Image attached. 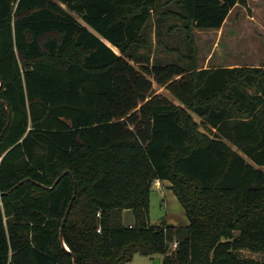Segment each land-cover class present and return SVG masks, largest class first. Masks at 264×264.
Masks as SVG:
<instances>
[{"label": "trees", "instance_id": "obj_1", "mask_svg": "<svg viewBox=\"0 0 264 264\" xmlns=\"http://www.w3.org/2000/svg\"><path fill=\"white\" fill-rule=\"evenodd\" d=\"M241 2L0 0V264H264V63L201 67L194 35ZM155 14L185 62H150ZM158 180L187 225L150 222Z\"/></svg>", "mask_w": 264, "mask_h": 264}, {"label": "rangeland", "instance_id": "obj_2", "mask_svg": "<svg viewBox=\"0 0 264 264\" xmlns=\"http://www.w3.org/2000/svg\"><path fill=\"white\" fill-rule=\"evenodd\" d=\"M167 9L177 10L179 7L172 2L164 4L161 8V10ZM157 18L158 14H155V19L148 29L153 41L152 49H143L150 53V62L157 58L163 61L185 62V58L181 56V53L187 54L183 22L177 17H164L161 21ZM170 26L174 27L169 29ZM158 30L160 35L157 34ZM194 35L198 64L201 67L261 65L264 63V0H246V2L238 3L220 28H195ZM160 38L164 42H161ZM154 87L157 92H162L175 99L165 87H161L155 81ZM194 117L200 120L197 115ZM156 184L157 187L152 188L151 192L150 222L159 224L166 221L176 225H187L189 220L185 209L169 187L170 182L158 180ZM123 222L124 224L133 222L132 210H124ZM174 246L175 244L172 248ZM245 253L255 257L259 256L248 250H245ZM124 264H164L163 254L149 256L136 253L132 260Z\"/></svg>", "mask_w": 264, "mask_h": 264}, {"label": "water", "instance_id": "obj_3", "mask_svg": "<svg viewBox=\"0 0 264 264\" xmlns=\"http://www.w3.org/2000/svg\"><path fill=\"white\" fill-rule=\"evenodd\" d=\"M65 174H71V171H70V170H66V171H64V172H63V173L57 178V180L55 181V183H54L53 186H55V185L60 181V179L63 177V175H65ZM22 182H23V181H20V182L16 185V187L19 186ZM53 186H52V187H53ZM153 187H154V188L157 187V184L155 183V184L153 185ZM75 196H76V186H75V194H74V197H75ZM71 205H72V202L70 203V205H69V207H68L67 214H68V212H69V210H70V208H71ZM67 214H66V216H65V218H64L63 226H64V224H65V220L67 219ZM63 226H62V228H61V240L63 241V244H64L65 248H66L67 250H70L69 247L67 246V244H66L65 241H64V236H63Z\"/></svg>", "mask_w": 264, "mask_h": 264}, {"label": "crops", "instance_id": "obj_4", "mask_svg": "<svg viewBox=\"0 0 264 264\" xmlns=\"http://www.w3.org/2000/svg\"><path fill=\"white\" fill-rule=\"evenodd\" d=\"M131 223V222H130Z\"/></svg>", "mask_w": 264, "mask_h": 264}]
</instances>
